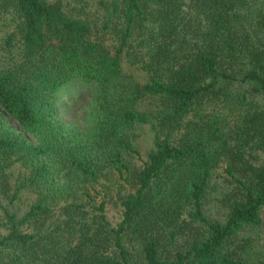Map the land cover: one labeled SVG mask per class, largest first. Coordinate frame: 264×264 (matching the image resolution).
<instances>
[{
	"label": "trees",
	"instance_id": "1",
	"mask_svg": "<svg viewBox=\"0 0 264 264\" xmlns=\"http://www.w3.org/2000/svg\"><path fill=\"white\" fill-rule=\"evenodd\" d=\"M263 99L264 0H0V264H264Z\"/></svg>",
	"mask_w": 264,
	"mask_h": 264
},
{
	"label": "rangeland",
	"instance_id": "2",
	"mask_svg": "<svg viewBox=\"0 0 264 264\" xmlns=\"http://www.w3.org/2000/svg\"><path fill=\"white\" fill-rule=\"evenodd\" d=\"M134 73L141 77L142 74L138 70H134ZM96 86L92 84L75 85L69 84L64 86L58 93L57 101L59 102V111L63 118V121L70 127L77 131L88 130L93 124L95 115L93 113V106L95 104ZM264 103V99L260 100ZM228 119L231 117L228 116ZM154 130L150 123L138 125L130 129V135L133 138L135 147L138 150L137 154H134L132 159L140 161L141 158H146L147 153L154 147ZM264 158V154L260 155ZM22 167L13 169L11 173V179L13 182L17 180L20 175ZM32 191L29 189H23L19 198L10 205L13 210L23 213L29 208L33 202ZM210 196V195H209ZM217 193L214 192L211 195V204L209 206H215V197ZM8 205V201L0 197V207ZM107 216L113 224H117L120 221L121 215L117 208L112 204L107 206Z\"/></svg>",
	"mask_w": 264,
	"mask_h": 264
}]
</instances>
